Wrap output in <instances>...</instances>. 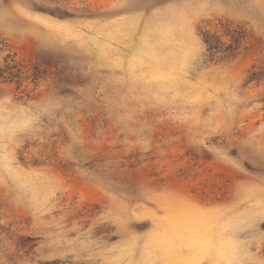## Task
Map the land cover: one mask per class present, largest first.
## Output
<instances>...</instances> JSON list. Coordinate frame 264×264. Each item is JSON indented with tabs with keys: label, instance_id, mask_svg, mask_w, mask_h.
<instances>
[{
	"label": "rangeland",
	"instance_id": "rangeland-1",
	"mask_svg": "<svg viewBox=\"0 0 264 264\" xmlns=\"http://www.w3.org/2000/svg\"><path fill=\"white\" fill-rule=\"evenodd\" d=\"M0 264H264V0H0Z\"/></svg>",
	"mask_w": 264,
	"mask_h": 264
}]
</instances>
